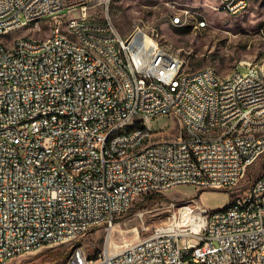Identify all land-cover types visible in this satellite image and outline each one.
Wrapping results in <instances>:
<instances>
[{
    "label": "built area",
    "instance_id": "2783aa9c",
    "mask_svg": "<svg viewBox=\"0 0 264 264\" xmlns=\"http://www.w3.org/2000/svg\"><path fill=\"white\" fill-rule=\"evenodd\" d=\"M111 1L0 0V34L13 23L38 24L59 8L87 14L90 5L108 8ZM221 1L228 15L248 4ZM107 12L90 23L65 17L72 41L62 40L56 24L51 40L22 38L12 51L1 49L0 264H10L16 252L111 227L135 203L174 187L233 192L264 157V138L242 137L244 128L264 124L259 68H238L232 80L217 78L212 67L189 70L183 57L158 52L146 30L123 36ZM208 25L197 21L196 28ZM74 35L85 36L88 47L74 45ZM32 115L40 124L29 123ZM162 116L183 122V134L161 143L166 130H154L152 121ZM204 117L229 120V128L211 133ZM133 120L140 131H127ZM149 132L157 133L154 145L142 154L126 151ZM67 166H79V175L66 174ZM168 261L264 264V168L222 208L183 205L170 223L119 251L90 256L76 246L65 264Z\"/></svg>",
    "mask_w": 264,
    "mask_h": 264
},
{
    "label": "rangeland",
    "instance_id": "374dc122",
    "mask_svg": "<svg viewBox=\"0 0 264 264\" xmlns=\"http://www.w3.org/2000/svg\"><path fill=\"white\" fill-rule=\"evenodd\" d=\"M220 5L221 0H112L108 8L90 5L87 18L103 20L108 11L123 36L138 28L146 30L159 45L183 57L189 70L212 67L225 77L238 68L246 72V66H254L264 73V0H250L247 10L238 15H228L219 9ZM178 13L183 23L173 21ZM73 14L78 18L81 11H72L67 17ZM202 19L209 25L196 28L195 24ZM65 21V18H51L15 28L0 34V44H13L17 37L48 38L55 23H61V30L65 32ZM152 126L154 130H166L160 132V139H174L180 135V125L172 118L162 116L152 121ZM153 139H157V134ZM263 168L264 157L250 167L245 181L233 192L191 185L174 187L164 192L165 198L151 209L135 208L140 203L137 202L111 227H95L77 239L19 255L10 264H55L59 255L71 253L76 246L83 247L87 254L104 249L119 251L126 243L146 237L156 227L170 223L183 205L198 202L211 209L224 207L234 193L251 185Z\"/></svg>",
    "mask_w": 264,
    "mask_h": 264
},
{
    "label": "bare ground",
    "instance_id": "6f19581e",
    "mask_svg": "<svg viewBox=\"0 0 264 264\" xmlns=\"http://www.w3.org/2000/svg\"><path fill=\"white\" fill-rule=\"evenodd\" d=\"M240 2H247V0H240ZM249 4V1H248ZM248 4H243L242 7L239 8V12H236L234 15H238L245 11L248 7ZM225 8V1H221V5L219 9ZM73 8H59V13L57 12H47L43 17H41L40 21L51 19V18H65L67 17L68 13H71ZM81 16L76 18V22L78 23H90L91 19L87 18V14H85V10H80ZM188 12V11H187ZM72 17V16H69ZM198 21H205L206 19L198 20ZM175 23H183L184 19L179 14V21H174ZM56 24L59 30V34L62 35V40L65 41H72V23L70 20L65 21V28L66 31H62L61 23H55L51 27V35L45 39H37L31 37H17L15 42L12 44H0V59L2 57V50L3 51H12L15 46L18 44V40L23 39H30L32 41H48L55 37V29ZM30 25V23H13V25L7 26V32L13 30L15 28H19L22 26ZM197 27V23L195 24ZM150 42H157L154 38L150 36ZM74 45L81 46V47H88V39L85 38L83 35H74ZM2 49V50H1ZM157 49L158 52L166 54L168 56H174V58H181L175 52L169 50L168 48L159 45L157 42ZM96 59H105V52H96ZM250 68H256L251 66ZM215 75L217 78H223V80H232V77H235L237 74V70L232 71L228 76L222 77L218 74V72L214 69ZM260 77L264 80V73L259 69ZM29 123L31 124H40V115H32L29 116ZM180 125V135L184 132V123L178 122ZM204 125H211V133H219L220 131H227L229 128V120H221L220 122H213L211 123V117H204ZM141 129V122L140 120H133L132 123H127V131L128 132H138ZM156 132H149L143 134L139 140H136L134 143H127L126 144V151L130 152V154H142L145 152V149L149 146H152L156 143L157 139H153L156 135ZM203 137H210V130H203ZM242 137L245 138H264V124H254L251 128H244L242 130ZM172 139H160L161 143H168ZM66 174L70 175H79V166H67L66 167ZM65 243V239H56V244ZM28 252H16L15 258L19 255L25 254ZM168 264H188L184 262H177V261H168Z\"/></svg>",
    "mask_w": 264,
    "mask_h": 264
},
{
    "label": "trees",
    "instance_id": "16d2710c",
    "mask_svg": "<svg viewBox=\"0 0 264 264\" xmlns=\"http://www.w3.org/2000/svg\"><path fill=\"white\" fill-rule=\"evenodd\" d=\"M162 198H165L164 194H153L149 195L145 200L141 201L140 203H137L135 208H148L151 209L153 208L158 202L161 201ZM70 255V252L67 254H61L56 258V263L55 264H63ZM90 256H97L98 252L96 251L93 254H89Z\"/></svg>",
    "mask_w": 264,
    "mask_h": 264
},
{
    "label": "crops",
    "instance_id": "0c3cea01",
    "mask_svg": "<svg viewBox=\"0 0 264 264\" xmlns=\"http://www.w3.org/2000/svg\"><path fill=\"white\" fill-rule=\"evenodd\" d=\"M248 1H249V4H250V0H248ZM249 4H248V7H249ZM248 7H247V8H248ZM246 10H247V9H246ZM246 10H245V11H246Z\"/></svg>",
    "mask_w": 264,
    "mask_h": 264
}]
</instances>
